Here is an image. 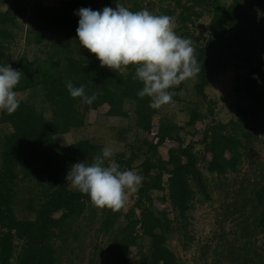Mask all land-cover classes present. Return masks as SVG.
Returning a JSON list of instances; mask_svg holds the SVG:
<instances>
[{
	"label": "rangeland",
	"instance_id": "374dc122",
	"mask_svg": "<svg viewBox=\"0 0 264 264\" xmlns=\"http://www.w3.org/2000/svg\"><path fill=\"white\" fill-rule=\"evenodd\" d=\"M95 1L89 0L85 4L75 0H0V13L12 20L0 22V33L6 32V38L0 37L5 53L3 65L9 64L13 69L20 70L22 61L36 62V67L32 69L36 74V69L44 60L51 58L62 64L66 57L76 59L80 55H87L90 51L81 47L77 40L72 43L70 40L65 46L54 49V46L59 47L57 34L48 32L38 41L36 33H30L34 28L36 10L62 8L70 2H74L76 8L90 7L93 10H102L105 6L115 8L119 3L132 11L148 9L156 15H168L172 18L175 33L177 30L179 34L188 33V39L194 36L202 46L207 43L213 30L207 2L215 0H113L109 4L104 0ZM220 1L229 10L238 13L234 18L236 24L230 21L225 25L229 30L226 36L231 41L239 39L243 42L247 48L246 54L252 56L251 61H236L227 71L218 70L212 76H207L204 95H197L194 89L198 75L176 85L181 88L180 101L172 99L158 108L151 119L150 131L143 127H148V124L139 120L137 103L132 99H127L122 105V113L116 115L111 113L108 105L86 112L84 102L78 101L77 117L83 120L82 125L55 135V142L61 151L65 148V154L72 155L73 151L69 149L67 152L66 148L81 141L97 146L99 153L109 147L114 153L112 159L119 163L121 171L133 170L142 177L135 192L126 189L127 200L119 210L94 207L88 202L81 216L66 218L62 235L56 231L55 238L50 242L55 264H104L110 240L120 233L122 227L134 225L141 218L142 209L136 206L139 191L158 172L153 170L147 174L143 167L147 157H157L149 152L150 146L158 147L159 157L167 161L169 151H178L181 143L183 148L188 147L196 156L197 168L207 181L209 198L198 190L195 183L190 182L196 194L189 204V210L184 214L179 212L170 196V175L164 174V189L150 191L145 197L144 209L151 208L167 214L171 224L166 246L180 264H264V193L263 197L259 195L264 189V7L252 0ZM187 15H190L187 21L189 26L183 28L182 22L185 20L181 18ZM254 75L259 77V82L253 78ZM23 82L20 79L14 88L17 99L26 101L30 98L34 101L33 93L29 90H18ZM28 82L31 83L30 80ZM188 100L194 102L191 107L199 104V109L195 111L197 113L190 114ZM41 103L37 101L39 107ZM43 110L47 117L52 115L49 106L46 105ZM3 112L0 111V120ZM193 114H198L202 119H197L190 126ZM230 120H235L240 128L234 129L229 125L223 132L236 136L242 142L241 161L235 172L211 174L208 165L213 155L203 144L205 130L208 131L214 123H228ZM161 126L166 129L173 127L172 138L163 139ZM12 131L10 124L0 122V140ZM226 156L229 157V154ZM73 159V164L74 161L90 164V158L82 161L80 156L75 155ZM1 162L0 149V166ZM19 188L27 199L40 189L36 182L27 179L20 182ZM108 213L115 215L114 227L107 222ZM61 214H55V217L59 218ZM16 215L20 218L32 217L23 207L17 210ZM137 234L139 246L131 249V264H137L142 259L141 253H148L152 243V238L144 234L141 224ZM26 248V240H15L11 264H20Z\"/></svg>",
	"mask_w": 264,
	"mask_h": 264
},
{
	"label": "trees",
	"instance_id": "16d2710c",
	"mask_svg": "<svg viewBox=\"0 0 264 264\" xmlns=\"http://www.w3.org/2000/svg\"><path fill=\"white\" fill-rule=\"evenodd\" d=\"M88 3L89 0H75ZM101 1V0H100ZM113 0H104L109 4ZM116 1V0H115ZM264 7V0H252ZM95 2H99L96 0ZM180 3V2H179ZM209 11H211L213 27L211 36L207 43L202 46L199 39L190 36L195 49V55L199 62L200 71L194 89L197 95H204L208 84L207 76H212L216 71H227L234 62H249L252 56L246 54L247 48L243 42L238 39L231 41L226 36L229 33L228 23H235L236 11H231L220 0L207 2ZM80 5V4H78ZM80 7L76 8L74 2L57 9L39 8L35 13L34 28L30 33H36L35 37L40 41V36H45L48 32L57 34L59 40V49L65 46L67 42L78 41L76 29L78 27L79 17L74 13ZM190 15L182 20L183 28L189 25ZM0 22H12L0 13ZM236 24V23H235ZM241 32V31H240ZM178 36L187 38L188 33ZM6 32H1L0 37H5ZM64 39V40H63ZM74 40V41H73ZM79 42V41H78ZM77 42V43H78ZM55 44V42L53 43ZM72 53V52H71ZM5 58L4 44L0 39V65H3ZM67 58V59H66ZM62 64L54 62L51 58L41 62V66L33 74L32 69L36 67V62L22 61L19 64L21 71L22 85L18 87L19 91L29 90L33 93L35 100H19V108L12 114L3 112L1 123H8L13 128L9 135H5L0 140V149L2 153V162L0 166V264H11L15 240H26L27 248L21 256L20 264H55L54 250L50 242L55 238L56 231L62 235L66 226V218L82 215L86 209L87 203L91 202L86 194L72 189L66 181V175L73 157L80 156L86 161L90 158V163L94 160L93 156L99 154L97 146H90L88 141H81L67 147L64 150L55 142L54 137L59 133H64L72 127L81 126L83 120L77 117V106L82 101L81 98L70 97L66 82L71 81L74 86H85V92L89 96L97 94V99L91 104L84 103L86 112L96 110L103 105L110 106V111L114 115L121 114V108L127 99L136 101L137 116L139 120L148 124L143 126L150 131L151 119L154 117L158 108L150 107L151 98H143L137 95L142 89L143 84L134 79L135 68L128 66L125 73L114 71L107 66L101 67L100 61L95 54L87 52V55L68 58ZM38 67V66H37ZM33 79V80H32ZM31 81V83L28 82ZM169 91L173 92V99L180 101L181 88L173 86ZM37 101H42L41 107ZM79 101V102H78ZM188 100L189 112H195L199 109V104L191 107ZM51 108V116L47 117L43 112V107ZM84 116V115H83ZM197 119H202L198 114H193L189 125ZM164 124V123H163ZM234 129L240 128L235 120L228 123L218 122L209 126L205 130L204 142L206 149L213 155L209 162L208 171L211 174L225 175L227 172H235L241 161L242 155L240 149L242 142L230 133H224L228 126ZM173 127L161 126L163 139L172 138ZM180 139V138H179ZM180 144L179 150L171 149L169 159L164 161L158 155V147L150 146L149 152L157 155L147 157L143 164L147 174L153 170L158 171L155 178H152L144 188L139 191L140 198L136 202L138 209H142L141 218L134 222V225L128 224L122 227L118 235L110 240L107 248L104 264H131V249L138 245L137 228L141 224L144 234L152 238V243L148 253H141L142 259L137 264H180L175 254L166 246L167 233L170 231V220L164 212H155L151 208L144 209L145 197L152 190H163L162 181L164 174L170 175L169 191L172 203L181 213L189 210L190 202L196 192L193 190L190 182L197 185L198 190L209 198L207 181L204 175L197 168V158L188 149ZM229 154V157L226 155ZM67 155L71 157L68 158ZM70 159V160H69ZM69 160V162H67ZM76 163V161H74ZM119 164V163H118ZM170 168V169H168ZM22 177V178H21ZM36 182L40 189L29 199L22 195L19 188L23 180ZM264 189L259 192L263 197ZM23 209L31 214L32 217H17L18 209ZM149 208V207H148ZM264 211V210H263ZM62 213L59 218L55 214ZM76 218V217H74ZM115 215L108 213L107 222L112 227L115 226ZM264 224V212L262 216ZM111 227V228H112Z\"/></svg>",
	"mask_w": 264,
	"mask_h": 264
},
{
	"label": "clouds",
	"instance_id": "9594fccd",
	"mask_svg": "<svg viewBox=\"0 0 264 264\" xmlns=\"http://www.w3.org/2000/svg\"><path fill=\"white\" fill-rule=\"evenodd\" d=\"M74 14L79 17L76 35L80 46L95 54L101 67L123 74L133 66L134 79L143 84L137 95L151 98L150 107L171 102L173 92L169 89L200 71L192 41L175 33L168 15L148 9L132 11L119 3L102 10L82 7ZM253 78L259 82V77ZM20 79V70L0 65V111L12 114L19 108L14 88ZM66 88L70 97L89 105L97 99L96 93L89 96L84 85L74 86L70 80ZM113 156L111 148H103L92 163L73 164L66 181L86 194L94 207L116 211L127 200L126 189L135 192L142 177L133 170L121 171Z\"/></svg>",
	"mask_w": 264,
	"mask_h": 264
}]
</instances>
